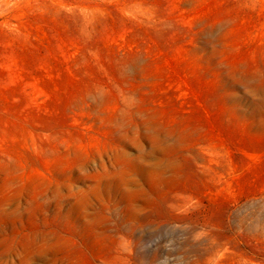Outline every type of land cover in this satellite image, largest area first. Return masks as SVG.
Wrapping results in <instances>:
<instances>
[{
  "label": "rangeland",
  "instance_id": "rangeland-1",
  "mask_svg": "<svg viewBox=\"0 0 264 264\" xmlns=\"http://www.w3.org/2000/svg\"><path fill=\"white\" fill-rule=\"evenodd\" d=\"M0 264H264V0H0Z\"/></svg>",
  "mask_w": 264,
  "mask_h": 264
}]
</instances>
